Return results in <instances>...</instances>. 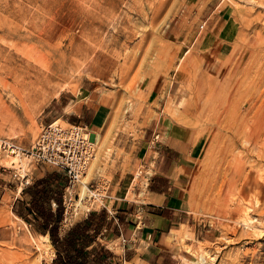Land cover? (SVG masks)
<instances>
[{
	"label": "rangeland",
	"instance_id": "374dc122",
	"mask_svg": "<svg viewBox=\"0 0 264 264\" xmlns=\"http://www.w3.org/2000/svg\"><path fill=\"white\" fill-rule=\"evenodd\" d=\"M167 28L176 33L173 43L166 41ZM188 37L193 49L182 48ZM223 42L231 49L225 57L219 55ZM174 85L180 95L175 104V98L166 100ZM81 87L90 93L67 112L96 103L110 114L102 127H87L92 142L96 134L104 141L92 146L95 158L85 169L98 159L87 181L96 196L71 212L70 200L78 197L77 184L69 185L63 219L67 213L72 220L61 222V234L114 200L143 201L138 194L152 168L145 153L152 151L156 129L162 139L175 132L185 140L195 162L187 190L193 237L183 229L176 233L187 238L174 241L178 257L195 260L205 250L213 264H264V233L243 228L236 212L247 207L251 219L264 221V126L257 127L264 113V0H0V142L20 148L22 162L7 164L10 151H0V264L34 263L39 254L38 264L52 263L43 235L13 208L25 199L20 176L32 182L55 171L40 169L22 151L41 124L74 125L54 100L65 92L77 95ZM236 89L240 108L228 118L221 103ZM111 248L120 254L116 244Z\"/></svg>",
	"mask_w": 264,
	"mask_h": 264
},
{
	"label": "crops",
	"instance_id": "0c3cea01",
	"mask_svg": "<svg viewBox=\"0 0 264 264\" xmlns=\"http://www.w3.org/2000/svg\"><path fill=\"white\" fill-rule=\"evenodd\" d=\"M227 13L228 10L222 11L221 18L227 17ZM165 36L166 41L173 43L172 39L176 37V33L173 28H167ZM194 47L195 41H191L190 37L182 45L183 49ZM230 53L229 43L223 42L219 47V55L225 57ZM178 89L176 85L170 86L166 100L175 98V104L180 97ZM89 93L88 87H81L77 95L70 92L61 93L54 103L58 111L66 116V120L70 119L74 125L84 124L90 129H98L103 126L110 114L109 107L92 103L82 105L77 112L66 111L72 103L82 102ZM160 138L158 145H154L152 151L145 153L147 157L151 156L152 168L145 176L144 192L138 194V198L143 201L120 204L114 200L104 209L90 212L98 215L104 211L97 241L112 253V259L118 264H184L183 259H193L182 255L178 257L174 241L187 239H183L182 235L181 237L176 235L182 229L193 237V231L188 226L194 223L192 224L187 190L190 175L194 170V158L188 143L178 138L175 132L170 133L168 137ZM44 173L36 176L32 181L43 177ZM4 194L5 191L0 187V202ZM125 200L124 198L122 202ZM90 213L79 222L86 219ZM172 232L175 233L174 237ZM202 232L199 234L201 235ZM204 233L207 234V231ZM194 234L196 235V232ZM113 244L119 247L120 254L113 251L111 248Z\"/></svg>",
	"mask_w": 264,
	"mask_h": 264
},
{
	"label": "trees",
	"instance_id": "16d2710c",
	"mask_svg": "<svg viewBox=\"0 0 264 264\" xmlns=\"http://www.w3.org/2000/svg\"><path fill=\"white\" fill-rule=\"evenodd\" d=\"M67 180L57 172L45 173L33 180L21 192L23 201H16L13 211L17 217L48 238L55 257L51 264H107L113 255L100 245L97 237L104 211L90 213L86 219L74 223L63 234V192Z\"/></svg>",
	"mask_w": 264,
	"mask_h": 264
},
{
	"label": "built area",
	"instance_id": "2783aa9c",
	"mask_svg": "<svg viewBox=\"0 0 264 264\" xmlns=\"http://www.w3.org/2000/svg\"><path fill=\"white\" fill-rule=\"evenodd\" d=\"M40 126L35 141L28 150H23L22 153L37 167L41 169L51 168L67 180L68 187L69 185L73 186L94 153L92 144L86 139L87 126L68 125L65 127L53 122ZM151 138L154 145L158 144V134L153 132ZM2 147L4 148V145ZM6 149L13 152L15 148L7 146ZM19 178L21 179V186L26 187L31 183L28 182L26 175ZM65 190L62 198L64 210H66Z\"/></svg>",
	"mask_w": 264,
	"mask_h": 264
},
{
	"label": "bare ground",
	"instance_id": "6f19581e",
	"mask_svg": "<svg viewBox=\"0 0 264 264\" xmlns=\"http://www.w3.org/2000/svg\"><path fill=\"white\" fill-rule=\"evenodd\" d=\"M254 1V0H253ZM184 58L183 57H180V62L183 60ZM262 80V79H261ZM260 80V81H261ZM240 82V81H239ZM239 82H238V84H239ZM242 82V84H243V81H241ZM263 83V82H262ZM261 84V83H260ZM260 84H258V85H260ZM237 85V84H236ZM231 87H232V85H231ZM230 87V88H231ZM259 87V86H258ZM229 91V90H228ZM236 93H238V91H237V89H236V91H234V94L232 95V96H229V94H231V92H227L226 91V93L224 94V101H223V103H221L222 104V106H221V112H222V114H223V116H230L231 114H235V112L240 108V107H238L237 108V110H236V107H237V105L239 106V104L241 103H239L238 104V101H240V100H237V99H235L234 98V96L236 95ZM239 96V95H238ZM236 97V96H235ZM238 98V97H237ZM240 98V97H239ZM246 101V100H245ZM249 101V100H248ZM249 107V106H248ZM217 109V108H216ZM220 110V109H219ZM236 110V111H235ZM247 110V109H246ZM249 110V109H248ZM247 110V111H248ZM251 111V110H250ZM219 112V111H218ZM239 112V111H238ZM237 114V113H236ZM242 115L240 114V117H241ZM226 117V119H228ZM238 117V116H237ZM239 118V117H238ZM243 118V117H242ZM214 119V118H213ZM222 119V118H221ZM231 119V118H230ZM224 120V119H223ZM232 120H233V118H232ZM236 120H237V118H236ZM215 121V120H214ZM227 121V120H226ZM234 121V120H233ZM57 122H59L58 120L57 121H55V122H53V123H55V124H57ZM218 122V121H217ZM232 123V122H231ZM235 126V128H236V126H238V125H234ZM262 126H264V113L261 115V120L257 123V127H262ZM234 128V127H233ZM263 128V127H262ZM232 129V128H231ZM228 130V129H227ZM232 130H234V129H232ZM155 134H158L159 135V133H157L156 132V129H154V131H153ZM215 133V132H214ZM153 134V133H152ZM232 134H234V132L232 133ZM235 135V134H234ZM233 135V137H235ZM242 135H244L245 137L244 138H247L250 142H252L254 145L255 144H257L258 143V138H257V136H255V135H253V134H250L249 135V133H242ZM91 137V136H90ZM90 137H89V135L88 134H86V139H88V142L90 143V144H92L91 146H99V144H100V146L99 147H103L104 146V141L103 142H100L101 141V138H100V136L98 135V134H96V137H95V140H93V142H92V140L90 139ZM151 137H152V135H151ZM159 138H160V135H159ZM257 138V139H256ZM93 139V138H92ZM152 139V138H151ZM159 141V140H158ZM2 145H4V148L2 147ZM7 146H13L15 149H13L14 151L13 152H11L10 151V149H6V147ZM3 148V149H2ZM98 149V148H97ZM101 149H103V148H101ZM1 150H5V151H10L9 152V154L11 155V161H9L7 164H10V165H12V164H16V163H18V162H20V165H22V162H21V156H19L17 153H16V150H19V151H21V149L20 148H18V147H16V146H14L13 144H10V143H6L5 141L4 142H0V151ZM99 152V151H98ZM262 152V151H261ZM20 153V152H19ZM97 153V152H96ZM98 154V153H97ZM24 155V154H23ZM26 156V155H25ZM97 156V155H96ZM97 157H100V156H97ZM26 158L27 159H29L27 156H26ZM95 157L93 156V154H92V158L90 159V161L91 160H93ZM89 161V162H90ZM96 161L98 162V159H95V163H96ZM92 164L90 165V167L88 168V170H86L85 171V169L87 168V165H88V163H87V165H86V167L83 169V171L79 174V176H78V178L79 179H77V181L75 182L76 184H77V190H76V194H77V197H78V200L77 201H73L72 199L70 200V201H72L73 202V206H71L70 208H73L72 209V211L71 212H76L77 210L75 209V208H78V207H84L83 205L85 204V205H90L89 203H88V198L90 197V196H96V194L94 195V193H92L89 189H88V187H87V181H88V178L91 176V174H92V169L93 168H95L96 166V164L94 163V162H91ZM24 165V164H23ZM232 168V167H231ZM222 170V169H221ZM85 171V172H84ZM84 172V173H83ZM83 173V174H82ZM27 176V175H26ZM260 177V176H259ZM29 182V181H28ZM74 183V184H75ZM229 183V182H228ZM227 183V184H228ZM225 188V187H224ZM71 188H66V194H65V199H66V197H67V193H69V190H70ZM227 191V190H226ZM19 193V192H18ZM97 198V197H96ZM90 199V198H89ZM98 199V198H97ZM96 199V200H97ZM234 199V198H233ZM67 200V199H66ZM95 200V199H94ZM99 200V199H98ZM245 202V201H244ZM258 200H256V202H255V207H257L258 206ZM66 203H67V201H66ZM71 203V202H70ZM226 204V203H225ZM238 204V203H237ZM70 206V205H69ZM246 206V205H245ZM90 207V206H89ZM69 208V209H70ZM88 208V207H87ZM254 208V207H253ZM89 209V208H88ZM252 210V209H251ZM66 211V210H65ZM68 211V210H67ZM69 211V212H70ZM87 212H88V210H87ZM236 212L237 213H239L240 215L242 214V216L241 217H239L240 218V220L238 221V223H240L241 225H242V227L243 228H245V229H248V230H251L252 232H253V230L255 231V234L257 233V234H262V233H264V221L262 220V219H258V218H256V219H258V220H253L254 218H250L249 216H248V208L247 207H242L241 206V208H237L236 209ZM258 212V211H257ZM65 214V213H64ZM70 214H72V213H70ZM257 214V213H256ZM70 216V215H69ZM72 216H74V215H72ZM71 217V216H70ZM74 218V217H73ZM71 220H72V218H71ZM71 220L69 219V217H68V214L66 213V215H65V218H64V220H63V223H64V225H67V224H70V222H71ZM234 222V221H233ZM254 223V224H253ZM63 225V224H62ZM245 229H243V230H245ZM259 231V232H258ZM247 232V231H246ZM256 234V235H257ZM253 235H254V233H253ZM262 236V235H261ZM40 237V239H42V240H44L45 242H47V244L45 245L46 246V248L50 251V253H51V257H52V260H53V258L55 257V254H54V251H53V249H52V247H51V245H50V243H49V241H48V238L46 237V236H39ZM257 237H259V235L257 236ZM31 241L33 242V244H34V246L36 247V249L40 252V249H39V247L37 246V244H36V242L34 241V239L31 237ZM228 242V241H227ZM47 252V251H46ZM208 253L209 252H207V251H205V250H203V251H201V252H199L196 256H195V260H190V259H183V261H184V264H213V262H214V260H215V257L213 256H209L208 255ZM49 254V253H48ZM50 257V258H51ZM41 260H42V254H39V256L35 259V261H34V263H30V264H38V263H40L41 262ZM31 261V260H30ZM182 261V260H181ZM32 262V261H31ZM183 263V262H182ZM253 264V263H252Z\"/></svg>",
	"mask_w": 264,
	"mask_h": 264
}]
</instances>
